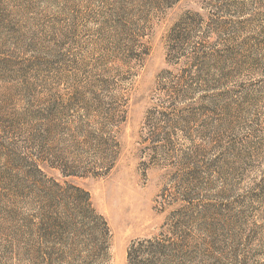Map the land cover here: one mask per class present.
Here are the masks:
<instances>
[{
	"label": "rangeland",
	"instance_id": "1",
	"mask_svg": "<svg viewBox=\"0 0 264 264\" xmlns=\"http://www.w3.org/2000/svg\"><path fill=\"white\" fill-rule=\"evenodd\" d=\"M72 188L106 264L179 218L186 261L264 264V0H0V264H80Z\"/></svg>",
	"mask_w": 264,
	"mask_h": 264
},
{
	"label": "trees",
	"instance_id": "2",
	"mask_svg": "<svg viewBox=\"0 0 264 264\" xmlns=\"http://www.w3.org/2000/svg\"><path fill=\"white\" fill-rule=\"evenodd\" d=\"M182 36L181 33H177V35L173 34L170 37L172 42L171 52L174 55L183 50L185 41ZM111 143L115 150L113 151L112 146H110V154L105 159L106 163L98 164L96 167L102 174H106L112 169L117 144L114 138H111ZM99 147L97 146V148ZM108 160L110 161L107 164ZM65 200L73 205L74 214L66 215L63 213L61 224L67 226L69 222L73 223L77 218L80 219L81 223L85 224L83 227L86 229V233L80 235L82 237L79 240L77 238L73 240L74 249L72 251L76 254L78 263L106 264L109 249L108 226L105 219L93 209L89 194L80 189L72 188V193ZM174 221L178 223L177 226H170L157 237L132 242L127 251V264H182L184 261L193 264V261H186V259L189 257L193 258L201 250L198 247H196L195 251L194 248H191L194 227H185L182 222L180 223V218L174 219ZM74 234L71 237H74ZM76 240L77 242H75ZM68 252V250L63 248L62 252L59 253L61 254L59 258L65 259ZM52 255L47 254L49 260H52L50 259ZM52 263L53 261H51ZM36 264L50 263L42 257L41 263Z\"/></svg>",
	"mask_w": 264,
	"mask_h": 264
}]
</instances>
